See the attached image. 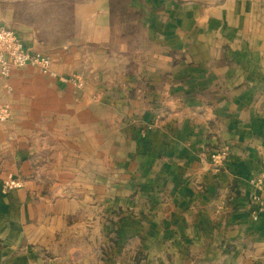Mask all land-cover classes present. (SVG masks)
Wrapping results in <instances>:
<instances>
[{
	"label": "crops",
	"instance_id": "1",
	"mask_svg": "<svg viewBox=\"0 0 264 264\" xmlns=\"http://www.w3.org/2000/svg\"><path fill=\"white\" fill-rule=\"evenodd\" d=\"M123 6L122 39L109 0H92L76 11L90 42L56 50L82 88L46 77L22 115L16 78L0 80L24 120L0 125V264H264V192L248 184L264 145V0ZM217 141L230 155L210 172ZM7 174L22 186L2 192Z\"/></svg>",
	"mask_w": 264,
	"mask_h": 264
},
{
	"label": "rangeland",
	"instance_id": "2",
	"mask_svg": "<svg viewBox=\"0 0 264 264\" xmlns=\"http://www.w3.org/2000/svg\"><path fill=\"white\" fill-rule=\"evenodd\" d=\"M89 1L92 0H0V28L13 31L18 41L24 44L29 50L35 53L47 54L50 58V69L54 72V74L45 73L38 65L29 64L24 66H13L6 72L0 67L1 81L8 80L9 77L16 78L15 80H17L15 81L12 79L10 81L12 83L14 81L16 82V90L18 91V96L21 98L18 100V103L16 102L18 105V107L16 106V112L23 115L21 112L22 109L19 108V104L23 106L25 101V104H29L39 90V81L46 77L63 79V82H68L77 89L83 87L86 80V72L84 69L81 68L80 70L82 71H74L68 75L60 76L54 69V64L56 60V50L66 45L69 41L71 42L73 36H79V41L90 42L89 34L91 28L86 23H82L80 21L81 19H78L76 15L79 6L87 4ZM109 3L111 4V13L113 14V20H111L113 21L112 29L115 33L119 34V37L122 39L123 24L121 22H123V15H125L121 8L123 0H109ZM132 29V32H135V29ZM129 31L124 34L129 35L132 33ZM4 47L5 43L0 40V52ZM4 53L6 54L7 52L4 51ZM9 56L10 54H6L7 58ZM13 72L16 73L13 74ZM73 77H79L82 80V86L79 87L74 84L71 80ZM0 105L7 110V118L0 122L1 126H15L17 128L24 126L23 117L9 119L11 115V106L8 102L0 101ZM35 106H37V104ZM259 108L260 111L257 114L264 116V108ZM155 121L156 120H151L143 124L142 130L145 131L151 128ZM34 122L36 123L38 120H34ZM257 137L258 136H256L255 139L258 142ZM262 143L263 141L261 140L260 143H256L257 147H254V154H252L253 156H251V158L254 161L255 156V165L249 170L248 184L253 190L264 192V145ZM204 155L208 163V171L217 172L228 160L230 147L224 142L217 141L214 144L208 145L204 151ZM7 176L9 175L7 174L3 180ZM16 178L18 179V177ZM18 180L22 182L21 179ZM233 188L234 187L230 188L231 191H235ZM1 191L7 192L3 191L2 188ZM143 264L146 263L144 262Z\"/></svg>",
	"mask_w": 264,
	"mask_h": 264
},
{
	"label": "built area",
	"instance_id": "3",
	"mask_svg": "<svg viewBox=\"0 0 264 264\" xmlns=\"http://www.w3.org/2000/svg\"><path fill=\"white\" fill-rule=\"evenodd\" d=\"M0 40L5 43V47L0 52V67L3 71H9L13 66H24V65H38L43 72L54 74L50 69V58L47 54L34 52L29 50L21 44L14 32L0 28ZM1 50V49H0ZM6 54H10L7 58ZM5 55V56H4ZM77 86H82V80L79 77H73L71 79ZM7 118V110L0 105V122ZM22 186V182L11 175L7 176L2 181V190L8 191L11 189L19 188Z\"/></svg>",
	"mask_w": 264,
	"mask_h": 264
},
{
	"label": "trees",
	"instance_id": "4",
	"mask_svg": "<svg viewBox=\"0 0 264 264\" xmlns=\"http://www.w3.org/2000/svg\"><path fill=\"white\" fill-rule=\"evenodd\" d=\"M121 8L123 9V11H125L126 10V8H125V6H123V5H121ZM134 14L133 13H128L127 14V16H129V17H131V16H133Z\"/></svg>",
	"mask_w": 264,
	"mask_h": 264
}]
</instances>
